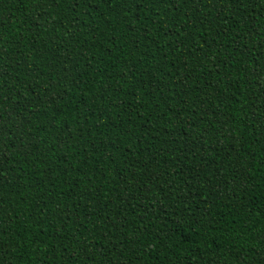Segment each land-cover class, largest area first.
Instances as JSON below:
<instances>
[{
    "label": "trees",
    "instance_id": "obj_1",
    "mask_svg": "<svg viewBox=\"0 0 264 264\" xmlns=\"http://www.w3.org/2000/svg\"><path fill=\"white\" fill-rule=\"evenodd\" d=\"M0 264H264V0H0Z\"/></svg>",
    "mask_w": 264,
    "mask_h": 264
}]
</instances>
